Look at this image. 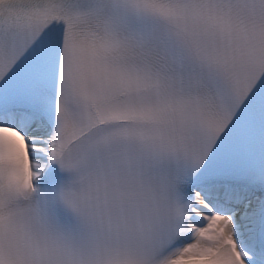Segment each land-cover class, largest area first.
Instances as JSON below:
<instances>
[{"label": "snow or ice", "instance_id": "obj_1", "mask_svg": "<svg viewBox=\"0 0 264 264\" xmlns=\"http://www.w3.org/2000/svg\"><path fill=\"white\" fill-rule=\"evenodd\" d=\"M0 264H264V0H0Z\"/></svg>", "mask_w": 264, "mask_h": 264}]
</instances>
